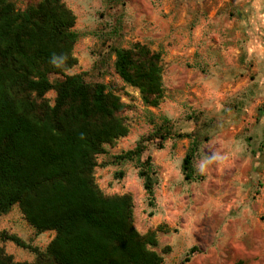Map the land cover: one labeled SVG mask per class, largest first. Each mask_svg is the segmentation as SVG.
<instances>
[{
    "label": "rangeland",
    "instance_id": "obj_1",
    "mask_svg": "<svg viewBox=\"0 0 264 264\" xmlns=\"http://www.w3.org/2000/svg\"><path fill=\"white\" fill-rule=\"evenodd\" d=\"M12 1L25 10L40 0ZM63 1L76 16L77 34V62L65 75L103 83L124 104L127 134L97 155L100 190L131 196L134 226L141 234L156 233L157 245L149 248L164 264H264V89L248 47L244 1ZM236 41L244 42L238 59ZM137 42L161 55L164 94L157 106L146 104L140 89L115 70L114 48ZM58 78L63 76H51ZM56 97L53 88L44 95L51 106ZM165 130L171 134L161 140ZM140 142L146 148L140 156L117 158ZM190 149L197 178L186 180L183 160ZM148 156L156 172L153 193L140 175ZM56 234L38 232L19 203L0 214V247L15 261L34 262L31 247L45 251Z\"/></svg>",
    "mask_w": 264,
    "mask_h": 264
},
{
    "label": "trees",
    "instance_id": "obj_2",
    "mask_svg": "<svg viewBox=\"0 0 264 264\" xmlns=\"http://www.w3.org/2000/svg\"><path fill=\"white\" fill-rule=\"evenodd\" d=\"M75 21L63 0H40L25 10L0 0V214L19 203L38 232L57 231L45 251L31 247L34 262L15 261L0 247V264H164L149 248L157 245L156 233L141 234L134 226L131 196L105 195L95 182L97 155L128 127L121 116L124 104L103 83L65 75L77 62ZM114 52L120 77L140 89L146 104L159 105L160 53L140 42ZM61 55L67 59L55 67L51 59ZM52 88L54 106L44 98ZM170 134L165 130L161 140ZM145 149L140 142L117 158L138 157ZM194 156L190 149L184 157L186 180L197 178ZM155 174L148 156L140 175L150 193ZM6 238L28 246L17 235Z\"/></svg>",
    "mask_w": 264,
    "mask_h": 264
},
{
    "label": "crops",
    "instance_id": "obj_3",
    "mask_svg": "<svg viewBox=\"0 0 264 264\" xmlns=\"http://www.w3.org/2000/svg\"><path fill=\"white\" fill-rule=\"evenodd\" d=\"M242 1H244L243 6L246 12L247 22L249 20V27L252 33V39L248 47L251 48L252 54L258 61V86L260 89H264V0ZM243 24L245 25L244 21ZM243 43V41H236V52L233 53L237 59L244 53L242 50ZM239 88H241V85L237 84L236 90ZM258 101L260 103L262 102L261 97ZM262 123H264V120H262Z\"/></svg>",
    "mask_w": 264,
    "mask_h": 264
},
{
    "label": "clouds",
    "instance_id": "obj_4",
    "mask_svg": "<svg viewBox=\"0 0 264 264\" xmlns=\"http://www.w3.org/2000/svg\"><path fill=\"white\" fill-rule=\"evenodd\" d=\"M66 59H67V57L64 56V55H61V56H59V57H57V56H53L52 59H51V63H52L55 67H61V66L64 64V62H65ZM204 166H205L204 163H201V164H200V169H201V171H203Z\"/></svg>",
    "mask_w": 264,
    "mask_h": 264
}]
</instances>
